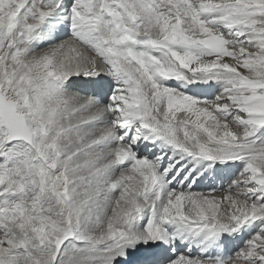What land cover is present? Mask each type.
<instances>
[{
	"label": "snow or ice",
	"instance_id": "1",
	"mask_svg": "<svg viewBox=\"0 0 264 264\" xmlns=\"http://www.w3.org/2000/svg\"><path fill=\"white\" fill-rule=\"evenodd\" d=\"M0 264H264V0H0Z\"/></svg>",
	"mask_w": 264,
	"mask_h": 264
}]
</instances>
